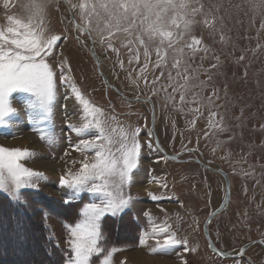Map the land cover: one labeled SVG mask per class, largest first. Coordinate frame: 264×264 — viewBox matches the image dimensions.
I'll return each instance as SVG.
<instances>
[{
  "label": "rangeland",
  "instance_id": "374dc122",
  "mask_svg": "<svg viewBox=\"0 0 264 264\" xmlns=\"http://www.w3.org/2000/svg\"><path fill=\"white\" fill-rule=\"evenodd\" d=\"M26 2L9 0V7L5 8V0H0V30L6 31L9 15L22 20L26 18L27 13L22 7ZM79 2L82 0H72V3ZM67 6L75 13L76 22L68 23L72 18L61 1L59 11L55 5L48 8L46 34H60L67 29L68 39L60 42L56 53L77 73L78 77L74 72L70 73L76 87L85 88L84 91L91 94L80 89L89 104L101 108L106 116L115 117L109 121L111 128L116 129L115 132L109 129L114 142L110 147L115 150L119 146L121 129L127 132L136 127L152 126L158 144L167 153L181 154V159L198 158L211 168L218 165L229 175V202L206 226L214 245L229 252L246 242L264 238V0H150L146 6L141 4L140 11L150 17L166 13L162 21L165 24L179 20L184 28L185 21H195L182 39L174 40V46L168 47L160 67H156L158 41L148 46L146 58L143 46H122L127 43L123 34L113 41L119 56L111 50L106 51L97 37L92 49L100 58L101 69L110 78V83L126 97L152 98L153 120L149 103L124 98L105 88L102 81L103 85L95 80L98 78L97 67L88 55L91 40L86 33L81 40L76 39L79 35L76 24L82 22L80 11ZM190 35L202 38L206 49L193 55L186 47ZM137 48L139 60L132 59L129 63L137 54ZM68 55L70 59H66ZM176 60L180 61L179 65ZM119 61H123V68ZM146 62L148 67L142 73ZM91 78L94 79L87 82ZM78 81L81 84L78 85ZM68 94L69 89L59 85L51 120L37 123L39 109L30 105L35 98L30 94L13 93L10 103L16 113L9 117V126L0 127V146L30 150L32 155L21 162L43 174L38 181V190L22 189L17 194L19 199L10 190H0V194L23 203V194L40 192L45 198L61 203L64 208L60 212L65 219L49 211L44 213V219L56 244L64 252L68 248L69 235L66 225L83 219L80 210L85 203L101 200L87 192L75 196L72 190L59 186L60 176L68 169L72 173L79 172V162L84 159L85 153L73 150L71 145L78 139L92 138L97 132L90 128L78 135L66 127L72 124L83 128L92 119L84 113L74 94L71 99H65ZM213 112L217 114L220 127L209 126ZM194 118L193 127L189 121ZM139 139L143 142L146 137L141 135ZM185 145L194 151L183 150ZM66 151L69 155H65ZM87 155L92 161L94 152ZM159 157L164 156L156 145L142 150L134 182L126 189L133 197L130 207L115 216H106L103 222V230L117 226L119 228L112 233L117 238L124 235L125 239L112 242L105 238L101 242L104 251L93 257V264H100L105 257L109 258V264H137L131 258L134 252L144 256L145 264H264V249L258 245L240 258H222L209 251L203 224L210 210L216 209L224 200L222 176L195 161L159 159L157 162ZM150 176L163 178L162 183L150 182ZM5 180L7 184L11 183L6 174ZM164 183L167 187L162 186ZM148 193L156 199L150 198ZM65 198L72 202L65 204ZM181 198L186 199L188 210L181 206ZM146 211L151 219L144 215ZM117 219L120 223L114 225L111 220ZM165 222L179 237H186L189 240L187 247H195L196 251L184 252L181 245L167 252H153L154 239H149L143 246L139 244L141 232H151L153 227L163 226ZM113 247L118 250L109 256ZM30 252L34 253V250Z\"/></svg>",
  "mask_w": 264,
  "mask_h": 264
},
{
  "label": "snow or ice",
  "instance_id": "6c2138e0",
  "mask_svg": "<svg viewBox=\"0 0 264 264\" xmlns=\"http://www.w3.org/2000/svg\"><path fill=\"white\" fill-rule=\"evenodd\" d=\"M64 2L71 9L80 11L82 22L76 24V30L79 32L76 36L77 40H81L86 33L88 39L95 45L98 37L106 51L111 50L119 56V49L115 47L113 41L123 34L127 43L122 46L127 47L132 44L143 46L146 58L149 55L148 46L158 41L156 67L161 66L160 62L167 56L168 47L174 46L173 41L182 39L187 29L195 24V21H185L182 28L179 20L163 23V16L166 13L157 14L154 18L144 14L140 11V5L146 6L150 0H95L91 3L89 0H82L79 3L64 0ZM60 3L61 0H55L54 5L57 11H59ZM50 5L51 0H27L23 6L27 13L26 18L22 20L9 15L7 17L9 26L6 31L0 30V127L9 126V117L16 113V109L10 103L13 93L30 94L35 98L30 105L39 109L37 123L51 120L59 85L69 89V94L65 96L66 100L71 99L74 94L75 100L83 106L84 113L92 117L83 128H77L72 124L66 125L71 132L78 135L90 128H95L97 132L92 138H81L71 145L73 150L85 153L84 159L79 162L81 165L79 172L72 173L71 169H68L60 176L59 186L72 190L75 196L87 192L101 197L100 202H88L83 205L80 210L83 219L66 225L69 235L66 240L68 248L64 252L63 264H93V257L100 256L104 251L101 245L105 239L104 218L124 212L133 201V197L126 192V189L134 182V173L139 167L142 150L155 146L154 133L147 125L127 132L121 129L119 146L115 150L110 147L114 142L109 129L112 132L116 129L111 128L109 121L114 120L115 117L106 116L101 108L89 104L73 82L66 61L59 58L56 53L60 42L68 39V36L67 29L60 34H46V18ZM4 7H9V0H5ZM74 22L75 13L68 23ZM186 47L193 55L206 49L202 38L195 35H190ZM129 51L131 52L132 49L129 48ZM180 51L183 54V49ZM132 59L139 60V48H137V54L130 58L129 63ZM119 63L123 68V61ZM175 63L179 65L180 61L176 60ZM147 67L146 62L141 72L143 73ZM145 83L148 81L146 80ZM152 83L154 84L155 81ZM155 94L156 90L153 91V95ZM145 99L152 103L150 97L136 96L134 98L135 102L141 103ZM152 115L155 116L154 107ZM216 117L215 112L210 114V127H220ZM195 120L196 118L189 121L190 126H195ZM214 120L217 122L214 123ZM141 135L146 137L143 142L139 139ZM183 150L194 151L186 145ZM88 152H94L92 161H89ZM31 155L28 149H10L0 146V190L12 191L17 199H19L17 194L22 189L38 190V181L43 178V174L21 162ZM65 155L69 153L66 151ZM224 158L227 159V156ZM159 159L167 158L159 157L157 162ZM72 163L76 162L72 161ZM149 171L151 172V169ZM5 174L10 178V184L6 183ZM162 179L150 176V182L156 180L157 183H162ZM162 186L167 187L166 183ZM148 195L156 199L151 193ZM63 202L69 204L72 200L65 198ZM144 215L151 219L149 212L146 211ZM149 239L155 240V247L151 249L153 252H167L181 245L184 246V252L196 251L195 247L189 249L187 247L189 240L186 237H179L175 231L171 230V225L167 222L163 226L153 227L151 232H141L139 244L143 246ZM117 250L113 247L109 256ZM100 264H109V258L105 257Z\"/></svg>",
  "mask_w": 264,
  "mask_h": 264
},
{
  "label": "trees",
  "instance_id": "16d2710c",
  "mask_svg": "<svg viewBox=\"0 0 264 264\" xmlns=\"http://www.w3.org/2000/svg\"><path fill=\"white\" fill-rule=\"evenodd\" d=\"M22 196L23 203L0 194V263L63 264L64 251L56 244L44 219L46 211L65 219L60 212L63 205L45 198L40 192ZM48 204L54 207L49 208ZM111 222L120 223L118 219ZM118 228L103 230L105 238L112 242L124 240V235L117 238L112 233ZM32 249L34 253L30 252Z\"/></svg>",
  "mask_w": 264,
  "mask_h": 264
},
{
  "label": "water",
  "instance_id": "95a60500",
  "mask_svg": "<svg viewBox=\"0 0 264 264\" xmlns=\"http://www.w3.org/2000/svg\"><path fill=\"white\" fill-rule=\"evenodd\" d=\"M163 152V154L165 155V156H168V157H171V158H173V159H176V156L175 155H171V154H168V153H166L165 151H162ZM220 171V170H219ZM221 172V174L223 175V177H224V179H225V185H226V190H227V196L229 195V181H228V178H227V175L225 174V173H223L222 171H220ZM217 212V211H216ZM216 212H213L211 215H210V217H213L215 214H216ZM204 233H205V236L207 237V239L210 241V238H209V235H208V232L206 231V229H204ZM211 242V241H210ZM251 243H249V244H247V245H245L244 247H243V250L245 249V248H247L249 245H250ZM210 245L212 246V243H210ZM221 255H223V256H228L227 254H223V253H221Z\"/></svg>",
  "mask_w": 264,
  "mask_h": 264
},
{
  "label": "bare ground",
  "instance_id": "6f19581e",
  "mask_svg": "<svg viewBox=\"0 0 264 264\" xmlns=\"http://www.w3.org/2000/svg\"><path fill=\"white\" fill-rule=\"evenodd\" d=\"M46 165V164H45ZM46 166H49V164H47ZM123 239V238H122ZM118 240V239H117ZM131 258L133 259V261L137 264H145L146 263V259L144 258V256H141L139 253L134 252L133 254H131Z\"/></svg>",
  "mask_w": 264,
  "mask_h": 264
},
{
  "label": "clouds",
  "instance_id": "9594fccd",
  "mask_svg": "<svg viewBox=\"0 0 264 264\" xmlns=\"http://www.w3.org/2000/svg\"><path fill=\"white\" fill-rule=\"evenodd\" d=\"M26 3H27V2H26ZM26 3H23V4H22V7H23ZM54 3H55V0H51V5H50V6H53Z\"/></svg>",
  "mask_w": 264,
  "mask_h": 264
}]
</instances>
